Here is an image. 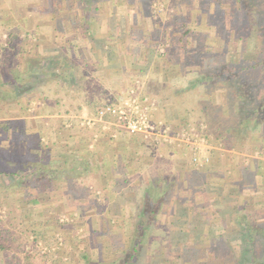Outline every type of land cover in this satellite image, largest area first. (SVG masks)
<instances>
[{
	"label": "rangeland",
	"instance_id": "374dc122",
	"mask_svg": "<svg viewBox=\"0 0 264 264\" xmlns=\"http://www.w3.org/2000/svg\"><path fill=\"white\" fill-rule=\"evenodd\" d=\"M91 1L84 15L66 0H0V78L24 80L29 68L42 65L45 70L41 79L21 82L33 85L30 93L0 100V264H123L134 248L138 251L130 264H244L238 222L264 226V204L260 197L250 200V179L239 181L237 190L247 201L239 200L234 189L214 187L221 168L207 152L238 157L248 150L245 158L253 161L254 151L224 148L215 129L222 119L217 120L218 109L211 104L220 103L218 94L212 99L203 87L184 90L181 77L193 70L186 59H209L227 41V50L247 51V58L264 52V29L243 32L244 50L240 31H233L238 18L230 0ZM253 13V20L264 24V0H258ZM117 98L144 107L146 100L151 123L192 129L191 137L204 138L207 147L193 149L200 162L181 144L157 145L135 134L140 139L122 145L125 158L117 160L116 180L107 185L113 176L105 155L111 152L106 144L100 149L94 144L116 127L89 129L82 123ZM63 118L69 128H62L77 131L79 162L67 153L66 164L63 156L56 159L66 171L55 165L57 171L44 172L57 178H39L44 169L30 176L51 162L47 149L66 148L59 137ZM253 167V162L247 166ZM76 173L77 181L70 178ZM158 195L153 221L140 228L138 223L147 219L146 214L139 218L145 199L150 210ZM109 196L114 197V216L83 214L82 206L95 212L111 205ZM81 197L85 200L79 206L73 200Z\"/></svg>",
	"mask_w": 264,
	"mask_h": 264
},
{
	"label": "trees",
	"instance_id": "16d2710c",
	"mask_svg": "<svg viewBox=\"0 0 264 264\" xmlns=\"http://www.w3.org/2000/svg\"><path fill=\"white\" fill-rule=\"evenodd\" d=\"M66 2L69 7L74 8L73 10L79 9L85 15L87 13V5L92 1L79 0V3H74L73 0H66ZM230 2H232L230 6L236 9L238 18V27L234 28L233 31L235 33L240 31V41L244 44L242 49L246 50L247 41H242L243 32L249 34L260 33L264 29L262 22L253 20V12H255L258 0H230ZM230 27H233L231 22L229 23ZM185 33L181 29L179 40L183 43L186 36ZM182 35L184 37H181ZM228 43L227 41L216 54H211L209 59L199 62H195L193 59H186L185 64L190 65L193 70L181 77L186 82V89L184 90H194L203 87L208 89L209 98L212 99V96L218 94L220 103L214 104L212 101L211 104L218 109L217 120L218 118L222 119L216 123L215 129L216 139H220L225 149H247V147L263 149L264 52L260 51L255 57L250 56L249 58L244 55L247 51H242L243 55L235 51L236 55H234V53H231L233 51L227 50L229 48ZM199 54L204 55L202 51H199ZM218 55L221 59L217 58ZM44 72L45 70L41 65L37 69H27V72L24 73L26 75L24 80L20 79L19 76L10 77L9 81H3L0 78V100L5 98L6 95L11 99H16L30 93L33 85L21 82L41 79ZM190 74H193V77H189L188 75ZM255 74L259 75V77H256ZM35 170L36 173L42 171L38 168H35ZM160 196L158 195L154 198V201L150 200L153 209L149 210V203L147 200L145 201L139 218L142 219L141 216L146 214L147 219L144 223L143 221L138 223L140 228L148 226L153 221V214L157 205H159L158 197ZM147 198H151L150 194H148ZM247 224L238 222V231L242 239V249L239 250L241 262L244 261V264H264V226L258 222L251 223L253 225L251 227ZM134 246H138V243H135ZM137 251L136 248L132 249L129 252L130 255L123 258L122 263L130 264L129 260L134 258L133 254H136Z\"/></svg>",
	"mask_w": 264,
	"mask_h": 264
},
{
	"label": "crops",
	"instance_id": "0c3cea01",
	"mask_svg": "<svg viewBox=\"0 0 264 264\" xmlns=\"http://www.w3.org/2000/svg\"><path fill=\"white\" fill-rule=\"evenodd\" d=\"M141 8V7H140ZM146 10V9H145ZM139 22V20H137V23ZM139 24V23H138ZM67 40V39H65ZM151 83H153V80L150 78L146 85L147 87L150 88V85ZM157 86L160 87L161 85V80L158 79L157 81ZM158 90H156V94L160 93L158 92ZM65 118V117H64ZM61 119V129L60 131H62V135L59 134L60 136V142H62L61 144H63L66 148L65 149H47L50 153V161L51 162H47V163H42V167L41 168H38V169H41L43 170V174L41 175V177L39 176V178H41L42 180H52L51 178L54 177L53 175L51 176H46L45 175V171L46 170H53V171H57L56 168H53V166H55L57 163H56V159L60 158L61 156L64 157L63 159V163H67V153H69L70 155L73 154L72 156L77 157V155L80 156V154H82V148L79 149V141H78V137H77V131L75 129V132L72 133L73 131H70L68 132L69 130H66L65 128H62L63 127V124H64V127H68L69 128V125L68 124H65V122H67L66 119ZM114 130V134H108V138L107 136L104 137V138H99V141H95L97 143L94 144L96 149H100V147L102 148L104 146V144H106L108 147H106V151L107 152H111V153H108V157L105 155V158H106V167L109 168V171H110V175L113 176V172L116 171L117 169V160H124V155H125V151H127V149H121L122 148V145H127V143H129V140H138L140 139L139 137H136L134 135H131V134H128V133H125V132H118L117 131V128H113ZM118 133V134H117ZM72 134V137H70L69 135ZM75 134V135H74ZM89 134V133H88ZM76 136V137H75ZM90 136V135H89ZM118 136V137H117ZM138 136V135H137ZM70 137V138H69ZM81 137H84L83 134H81ZM71 138H72V141H71ZM138 138V139H137ZM129 139V140H128ZM141 141V140H140ZM142 142H145L142 140ZM146 143V142H145ZM74 145V149H67V146H71V145ZM81 145H85V143L83 142ZM93 146H90V148H92ZM120 147V149H119ZM126 148V146H124ZM84 148V146H83ZM116 148V149H115ZM128 148V147H127ZM85 149V148H84ZM95 149V150H96ZM115 149V150H114ZM17 150V149H16ZM15 149L14 151L17 152ZM19 150V149H18ZM92 150V149H91ZM35 151V150H33ZM245 152L243 154H239L238 157L236 155H231V156H228V155H220L219 156V152H217V150H210L208 151L207 153H209L208 155H210L211 159H213V164H217V168L219 166V170H217L219 172L216 173L218 174V176L221 178L220 179V183L218 184H215V183H212V185H214V187H222L223 189H228V190H231V189H234L238 194L237 196L239 195V200H243V201H247L249 199H247L246 197L244 198L243 197V191H237V190H241L240 188V183L242 181H246L248 179L251 180V183H252V187H251V194H250V200L251 201H255L256 199H259L262 198V202L264 204V147L263 149H253L254 151V156H253V161H251L250 159H247L245 158L246 157V154L249 153L248 150H244ZM95 151H90L88 152L90 155H94ZM260 153V154H259ZM34 155H36V153H33ZM104 158V159H105ZM170 158V157H169ZM236 159V161H235ZM166 161H169L171 162V158L166 160ZM74 162H79L78 159H76ZM81 162V161H80ZM251 162H253V165L254 167L250 170H248L247 166L248 164H250ZM59 166V165H56L61 171H66V166ZM89 165V164H88ZM94 164H91L90 163V168L89 170H91V166H93ZM99 165L100 164H97L96 167L99 168ZM86 168H88L86 166ZM85 168V169H86ZM101 168V166H100ZM75 169H79L78 168H75ZM37 170V169H36ZM36 170H34L32 173H30L29 175L31 176V174H34L36 175ZM84 170V169H83ZM102 170V169H101ZM57 173V172H55ZM117 173V172H115ZM79 173H76L75 175L76 176H72L70 177L71 179H74L77 181L78 175ZM90 175V174H89ZM234 176V177H233ZM81 177V176H79ZM116 175H114L113 177L111 178H107L106 180V184L107 185H112V179L116 180ZM36 178V177H35ZM54 178H57V177H54ZM82 179V178H81ZM90 182H94L95 185H98V184H102L101 183V180L99 182H97L96 179H92V177L89 178ZM58 181L63 182V180L60 178ZM239 181H241L239 183ZM123 182V181H122ZM211 191H214L216 192V189H212ZM245 196H249L245 193ZM147 197V196H146ZM67 198V201L69 200L68 197ZM114 198V197H113ZM113 198H111L109 196L107 202H109V200H111L112 204L107 205V207L105 209H96L95 212L92 210V207L90 208H87L86 206H82V201L85 200L83 199L82 197L81 198H75V201L74 203L78 204L79 206H82V212L83 214L85 215H88L89 213H92L93 214H96V216H99V217H103V218H110L111 216H114V213H113V209L115 208V206L113 205ZM101 199V198H99ZM146 201V199H145ZM143 210V209H142Z\"/></svg>",
	"mask_w": 264,
	"mask_h": 264
},
{
	"label": "built area",
	"instance_id": "2783aa9c",
	"mask_svg": "<svg viewBox=\"0 0 264 264\" xmlns=\"http://www.w3.org/2000/svg\"><path fill=\"white\" fill-rule=\"evenodd\" d=\"M140 103L131 98L125 101L123 98H117L115 102L98 108L94 116L87 119L82 125L85 124L89 129L94 125H98L103 130H105L107 125L114 126L121 132L131 135L140 134L157 145L165 146L166 144H171L172 146H179L181 144L186 149L196 152L192 154V160L200 162L199 151L197 152L193 149H204L207 147L204 138H197V135L191 137L192 129L179 131L160 121L156 124L151 123L147 116V101L145 100V107ZM190 137L192 138L191 141Z\"/></svg>",
	"mask_w": 264,
	"mask_h": 264
}]
</instances>
